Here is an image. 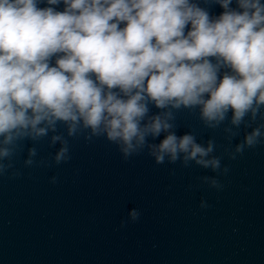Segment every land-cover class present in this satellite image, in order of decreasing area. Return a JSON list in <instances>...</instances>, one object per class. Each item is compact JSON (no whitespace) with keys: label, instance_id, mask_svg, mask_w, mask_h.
Wrapping results in <instances>:
<instances>
[{"label":"clouds","instance_id":"1","mask_svg":"<svg viewBox=\"0 0 264 264\" xmlns=\"http://www.w3.org/2000/svg\"><path fill=\"white\" fill-rule=\"evenodd\" d=\"M184 111L227 145L178 134ZM81 137L104 138L124 161L146 151L157 165L210 170L189 189L223 191L224 157L264 145V0H0V177L22 175L27 141L23 167L50 168ZM46 138L59 148L38 158ZM140 216L131 209L120 226Z\"/></svg>","mask_w":264,"mask_h":264},{"label":"water","instance_id":"2","mask_svg":"<svg viewBox=\"0 0 264 264\" xmlns=\"http://www.w3.org/2000/svg\"><path fill=\"white\" fill-rule=\"evenodd\" d=\"M177 123L178 134L193 131L198 142L228 143L195 114L181 112ZM70 144L68 163L25 168L27 141L15 161L22 175L0 177V264H264V145L235 161L225 156L231 170L217 192L188 187L210 170L157 165L146 151L124 161L104 138ZM35 146L38 158L59 148L47 138ZM131 209L140 219L122 228Z\"/></svg>","mask_w":264,"mask_h":264}]
</instances>
